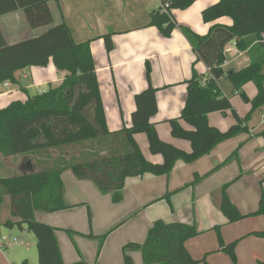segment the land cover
Listing matches in <instances>:
<instances>
[{
    "label": "crops",
    "instance_id": "obj_1",
    "mask_svg": "<svg viewBox=\"0 0 264 264\" xmlns=\"http://www.w3.org/2000/svg\"><path fill=\"white\" fill-rule=\"evenodd\" d=\"M218 1L198 0L186 10H173L172 16L178 27L170 37L149 26L150 14L159 7V0H61L60 11L56 2L49 3L53 25L63 20L76 44L91 42L111 133L131 127L136 95L152 86L157 90L158 105V113L152 122L160 139L185 152L192 151L189 141L173 137L170 121L181 116L188 95V81L195 74L208 80L210 71L198 60L180 26L200 36L207 35L214 24L230 26L232 21L227 17L213 24L203 20L204 10ZM2 4L6 3L0 0V6ZM6 5L9 7L11 0ZM48 29H32L23 10L0 17V33L8 45L38 37ZM109 33L113 34L114 46L110 53L103 39ZM262 52L264 54V50ZM225 57L222 66L225 72H238L249 67L253 57L259 58L254 45L245 51L236 45ZM67 75V72L59 71L52 60L47 67L32 66L17 72L18 84L8 81L0 85V110L16 101L25 102L28 95L46 92L47 86H60ZM219 88L225 97L230 98L241 119L250 114L252 104L244 100L242 92L253 100L258 94L253 82L236 91L233 82L222 77ZM208 118L209 124L221 132H227L238 123L232 110L226 114L214 112ZM180 123L185 129H192L184 121ZM244 126L248 132L220 143L208 156L193 163L178 161L169 175L146 174L127 179L123 200L119 203L113 201L112 195L102 194L93 181L79 180L71 170H67L63 172L62 179L65 202L70 208L56 213L37 212L35 219L57 229L65 264H75L82 259L89 264H125L124 248L129 244L143 245L149 230L158 221L186 224L197 229L199 234L186 242V248L200 264H234L231 257L222 251L217 228L226 245L238 242L235 251L237 264H264V238L253 235L264 231V215L250 217L257 212L264 193V107L254 112ZM134 139L148 161L154 164L164 162L162 155L151 154L146 134H137ZM105 148L101 150L103 154L109 151ZM237 150L239 160L233 159L225 164ZM58 154L57 150L11 157L0 153V178L23 172L25 161H30L33 166L39 162L54 166L60 157ZM70 154V151L64 153L63 159L68 161ZM195 175L204 178L193 184ZM228 184L229 198L241 214L247 216L236 223H229L221 211L223 188ZM168 194L171 195L170 202L165 199ZM8 220L19 221L13 219L11 199L6 196L0 213V236L4 238L7 230L13 233L19 229L22 234L20 246L23 248L12 254V261L1 250L5 257L0 255V264H22L25 261L39 264L35 236L26 226L23 229L6 227ZM3 227H6L5 232ZM66 231L75 233L73 241ZM89 235L97 239L87 238ZM104 235L107 238L100 250L99 238ZM15 245L19 246L18 241ZM128 255L133 264H145L139 250H131Z\"/></svg>",
    "mask_w": 264,
    "mask_h": 264
},
{
    "label": "trees",
    "instance_id": "obj_2",
    "mask_svg": "<svg viewBox=\"0 0 264 264\" xmlns=\"http://www.w3.org/2000/svg\"><path fill=\"white\" fill-rule=\"evenodd\" d=\"M8 1L1 0L6 4ZM51 1L57 3L60 11L61 0H11L9 7L6 4L0 6V17L23 10L32 29L49 27L44 34L14 45H8L0 33V85L8 81L18 84L17 72L32 66L47 67L51 60L59 71L68 73L60 86L50 87L42 94L28 95L25 102L16 101L0 110L2 156L40 155L50 150H57L60 155L54 166L43 164L45 162L33 166L30 161H25L23 172L0 178V213L4 198L9 196L12 217L19 221L8 220L5 226L21 229L27 227L37 241L39 264H65L57 229L35 219L37 212L56 213L70 208L65 202L63 172L71 170L79 180L93 181L102 194L112 195L113 201L119 203L123 200L127 179L146 174L169 175L178 161L193 163L208 156L220 143L248 132L244 124L254 112L264 107V47L260 43L264 34V0H219L204 10V22L213 24L227 17L232 24H214L205 36L180 26L198 60L214 76L205 85L202 84L205 79L196 74L188 81V95L181 116L170 121L173 137L191 143L190 153L160 139L156 125L152 122L158 113L157 90L152 86L136 95V111L132 115L131 127H124L116 133L109 131L91 42L76 44L63 20L53 25L54 19L49 7ZM197 1L159 0V7L150 14L149 26L156 27L165 37H170L178 27L172 11L186 10ZM112 37V33L103 37L109 53L114 49ZM232 42H236L241 51L254 45L259 58L253 57L251 65L238 72H225L222 68L226 60L224 48ZM147 76L150 81V75ZM222 77L229 78L236 91H241L249 82L256 85L258 94L253 100L242 92L244 100L252 104V110L246 118L241 119L236 114L230 98L221 92L219 80ZM230 110L234 112L238 123L227 132H221L209 124V114H226ZM181 121L192 129H185ZM137 134L147 135L151 154L162 155V164H154L144 157L134 139ZM83 145H89L90 150L80 152L79 157L70 154L68 161L63 159L64 153ZM103 147L109 149L106 154L101 152ZM233 159L239 160V150L225 164ZM203 178L195 175L193 184ZM227 188L228 185L223 188L221 211L229 223H236L247 216L242 215L233 204L227 195ZM165 199L170 202L171 195H166ZM261 215H264V193L257 212L250 217ZM216 230L222 251L237 264L235 251L238 242L226 245L220 229ZM66 233L73 241L75 233ZM198 234L193 226L158 221L149 230L143 245L129 244L124 248L125 264H133L128 255L131 250H139L145 264H200L186 248V242ZM253 235L264 238V231ZM87 238L97 239L93 235ZM106 238L107 235L99 238L100 250ZM22 264L29 263L25 261ZM75 264L89 263L82 259Z\"/></svg>",
    "mask_w": 264,
    "mask_h": 264
},
{
    "label": "rangeland",
    "instance_id": "obj_3",
    "mask_svg": "<svg viewBox=\"0 0 264 264\" xmlns=\"http://www.w3.org/2000/svg\"><path fill=\"white\" fill-rule=\"evenodd\" d=\"M46 88V87H45ZM46 89H49V86H47ZM90 150L89 149V145H83V146H79V147H76L74 150H69L71 152V155H75L77 157H79L80 155V152L82 153H85L84 151H88ZM64 152V151H63ZM59 155V154H58ZM89 157V156H88ZM87 157V158H88ZM19 173V172H17ZM17 175V174H16ZM230 184H228V187H229ZM228 190V188H227ZM226 190V192H227ZM223 193V192H222ZM228 195V194H227ZM234 204V203H233ZM235 205V204H234ZM239 210V209H238ZM6 212V211H5ZM241 213V212H240ZM4 229V232L6 230V227H3ZM8 233H6V235L3 237L0 236V255L1 256H4L5 255L7 256V258H9L10 261H12V254H14L15 252H20L23 248L22 246H20V243H21V238H22V234H21V231L19 229H16L15 232L13 233H9V231L7 230ZM17 239L18 241V244L19 246H16L15 245V240ZM2 248V249H1ZM1 250L4 252L5 255H3L1 253ZM36 255V253H35ZM37 255H38V252H37ZM39 260V258H38Z\"/></svg>",
    "mask_w": 264,
    "mask_h": 264
},
{
    "label": "built area",
    "instance_id": "obj_4",
    "mask_svg": "<svg viewBox=\"0 0 264 264\" xmlns=\"http://www.w3.org/2000/svg\"><path fill=\"white\" fill-rule=\"evenodd\" d=\"M260 43H261L262 46L264 47V34H263L262 37H261ZM235 46H236V44H228V45L224 48V54H225V55L229 54V53L231 52V50L233 49V47H235ZM213 78H214V76L210 73V77H209V79H213ZM206 81H207V80H204V81L202 82V84L205 85V84H206ZM15 243H17V240H15ZM1 249H2V248H1Z\"/></svg>",
    "mask_w": 264,
    "mask_h": 264
}]
</instances>
